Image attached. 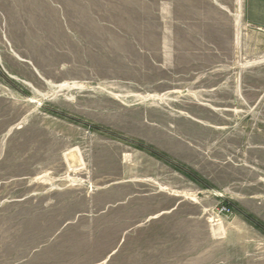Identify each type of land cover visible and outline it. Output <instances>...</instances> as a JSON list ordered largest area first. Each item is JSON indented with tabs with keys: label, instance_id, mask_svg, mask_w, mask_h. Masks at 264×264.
Returning <instances> with one entry per match:
<instances>
[{
	"label": "rangeland",
	"instance_id": "374dc122",
	"mask_svg": "<svg viewBox=\"0 0 264 264\" xmlns=\"http://www.w3.org/2000/svg\"><path fill=\"white\" fill-rule=\"evenodd\" d=\"M262 15L0 0V264H264Z\"/></svg>",
	"mask_w": 264,
	"mask_h": 264
},
{
	"label": "crops",
	"instance_id": "0c3cea01",
	"mask_svg": "<svg viewBox=\"0 0 264 264\" xmlns=\"http://www.w3.org/2000/svg\"><path fill=\"white\" fill-rule=\"evenodd\" d=\"M258 4H260V5H262L263 3H260V2H258ZM262 16H264V15H262ZM264 18V17H263ZM255 22V21H254ZM258 23H260V24H262V25H264V19L262 20V21H257ZM109 259H107L106 260V262L108 261ZM105 264V263H104Z\"/></svg>",
	"mask_w": 264,
	"mask_h": 264
},
{
	"label": "bare ground",
	"instance_id": "6f19581e",
	"mask_svg": "<svg viewBox=\"0 0 264 264\" xmlns=\"http://www.w3.org/2000/svg\"><path fill=\"white\" fill-rule=\"evenodd\" d=\"M65 87H67V85H65V86H61V89H64ZM58 88V87H57ZM58 91V90H57Z\"/></svg>",
	"mask_w": 264,
	"mask_h": 264
},
{
	"label": "built area",
	"instance_id": "2783aa9c",
	"mask_svg": "<svg viewBox=\"0 0 264 264\" xmlns=\"http://www.w3.org/2000/svg\"><path fill=\"white\" fill-rule=\"evenodd\" d=\"M227 211V210H226Z\"/></svg>",
	"mask_w": 264,
	"mask_h": 264
}]
</instances>
